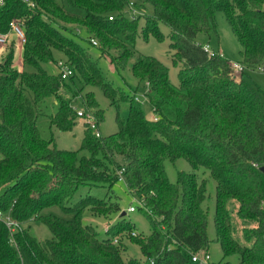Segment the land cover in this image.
<instances>
[{
    "label": "trees",
    "instance_id": "trees-1",
    "mask_svg": "<svg viewBox=\"0 0 264 264\" xmlns=\"http://www.w3.org/2000/svg\"><path fill=\"white\" fill-rule=\"evenodd\" d=\"M30 1L34 7L26 0L0 5V33H8L16 22L26 36L23 70L16 65L15 41L0 61V211L20 226L11 233L0 223V264H23L24 256L30 264H142L123 260L119 236L133 231L125 216L106 230V238L82 221L87 209L95 216L120 213L118 202L91 195L74 202L82 188H112L123 168L153 229L147 238L132 240L145 264H196L193 255L209 253L207 187L198 175L202 168L216 182V241L224 252L223 264H231L225 259L232 256L240 257L238 264H264V101L246 80L264 65V0H141L154 10L143 39L163 42L160 22L170 29L169 50L175 53L173 65L180 67L178 86L171 84L164 63L137 54L138 21L123 14L128 0ZM218 12L241 45V76L235 77L223 55L211 54L197 42L200 33H216ZM80 30L98 41L101 57L111 59L117 69L137 57L133 75L150 84L158 121L147 120L135 98L106 81L98 61L76 40ZM59 54L74 70L70 81L45 68L57 65ZM77 80L83 87H102L112 104L129 105L128 118L117 117L116 133L97 138L85 128L82 150L89 157L57 149L53 140L42 138L37 125L41 105L54 98L57 112L51 127L73 131L79 118L65 93ZM85 101L89 110L98 106L93 93ZM97 119L100 123L104 118ZM179 159L193 172L180 173L174 185L165 162ZM232 202L238 204L241 221L257 223L244 230L247 244L235 238ZM53 207L73 219L45 213ZM35 221L49 228L51 240L40 242L31 234Z\"/></svg>",
    "mask_w": 264,
    "mask_h": 264
},
{
    "label": "rangeland",
    "instance_id": "rangeland-1",
    "mask_svg": "<svg viewBox=\"0 0 264 264\" xmlns=\"http://www.w3.org/2000/svg\"><path fill=\"white\" fill-rule=\"evenodd\" d=\"M130 4H134L132 7L125 8L123 14L129 20L138 21V29L136 33V51L138 55L146 57H153L160 60L169 68L170 82L174 86L179 85V69L180 67L173 65L174 52L169 50L170 44V29L163 23H159L160 32L164 36L163 42L157 40L154 37H150L146 42L143 39V30L146 27V20L148 17L154 15L153 7L143 4L141 0H128ZM138 5H141L140 7ZM136 11L134 16L133 12ZM116 14H114L115 16ZM217 19V31L211 35L200 33L197 37V42L201 46H209L211 51L222 54L231 63L241 62V45L239 44L235 34L233 33L229 22L222 12L216 14ZM79 37L76 40L81 44L83 48L89 51L95 60L98 61L102 74L107 82H109L115 89L126 95L128 98L139 99V103L144 112L145 118L149 121H153L158 113L154 111L150 95L152 91L147 88V82H139L133 75V64L136 61V56L132 57L125 67L114 66V62L111 59L101 57L97 47H92L89 44L90 36L86 31L80 30L79 34H75ZM20 47V49H19ZM10 49V45L6 48H0V61L5 57L6 53ZM16 65L20 70H23L22 65V50L23 47L18 46L16 43ZM64 60L62 54L56 56V61ZM48 73L58 75L59 71L54 64L45 65ZM237 76V75H235ZM241 76V75H238ZM246 80L259 91L264 101V65L255 71H251L246 76ZM70 90L65 93V98L69 99L75 109L80 111H86L85 97L88 93H93L98 106L94 109H88L89 112L95 116V118H104L100 122V131L103 137L110 136L118 131L117 117L126 120L129 116L128 103L122 102L117 105L112 104L111 101L104 95L102 87H83L81 82L75 81L74 84L70 83ZM43 114L38 118V128L41 136L46 141L53 140L54 145L59 150L77 151L81 157H89L90 153L86 150H82L85 128H88V121L85 118L78 116V124L71 132H62L56 128H52L50 124L51 116L57 112V101L54 98L47 99L40 107ZM87 110V111H88ZM123 163V160H119ZM165 169L170 182L174 185L179 183L180 173H192L193 169L191 165L184 159H179L175 162L167 160L165 162ZM198 175L201 180L206 182L207 187V200L204 207L209 212V254L211 256L210 264H223L224 252L221 244L216 241L217 231L215 226L216 215V182L213 180L210 172L204 168L198 171ZM91 195L100 199H107L111 202H118L121 207L120 213L110 214L108 216H95L90 210H85L82 216V221L86 225L93 226L98 232L101 238H106V230L119 222L122 216L126 217V220L130 222L133 227V231L138 234L136 237L131 236V233H122L119 237L120 243H122V256L125 263L129 260H137L138 262L145 264V259L142 256L140 247L132 240L139 238H147L152 233V225L149 221L145 211L140 210V203H144L143 200L138 198L130 189L126 181L117 182L112 188L110 187H94L90 191L88 188H82L78 191L74 202L81 198ZM137 208L135 213H129L131 208ZM229 208L232 212V217L235 225V238L242 244H247L244 236V230L248 228L257 227L255 221L243 222L237 217L238 204L232 202L229 204ZM46 214L53 213L56 216L72 220L73 214H66L60 208L53 207L47 211ZM126 213V214H124ZM163 229V227L161 226ZM31 234L40 242L51 240L53 234L47 226L39 221H35L31 225ZM203 255V253H202ZM225 261L231 264H238L240 262L239 256H232ZM23 264H30L27 257H23Z\"/></svg>",
    "mask_w": 264,
    "mask_h": 264
},
{
    "label": "built area",
    "instance_id": "built-area-1",
    "mask_svg": "<svg viewBox=\"0 0 264 264\" xmlns=\"http://www.w3.org/2000/svg\"><path fill=\"white\" fill-rule=\"evenodd\" d=\"M26 2L29 4L30 7H34L35 4L32 3L30 0H26ZM3 4V0H0V5ZM132 7L134 4H130ZM130 7V6H129ZM134 16L136 15V11L134 10L133 12ZM109 20H113L112 17H109ZM15 41L18 46L23 47V45L26 43V36L25 33L22 29V27L18 23H12L10 31L8 33H0V48H6L8 45H11V43ZM91 44L94 47L98 46V41L91 38ZM20 49V47H19ZM204 49L213 54L214 52L211 51L209 46H204ZM222 55V54H221ZM232 64V69L235 72V75H241L244 72V66L241 63H231ZM59 75L63 81H70L72 76L74 75V70L71 68V66L65 61V60H59L56 65ZM236 77V76H235ZM147 88L150 89V84H146ZM135 100L139 102V99L135 97ZM77 114L80 118H85L88 121V126L93 132V134L97 138H102V134L100 131V123L97 118H95L94 115H92L89 111H80L77 110ZM153 121H158V116L153 119ZM119 182L120 181H126L125 180V169L123 168L122 170L119 171ZM140 206L142 208L145 207L144 203H140ZM129 213H135L137 211V208L133 207L129 210ZM0 223H3L7 226V228L11 231V233L16 232L17 230L20 229L19 224L11 217L10 214L4 213L0 211ZM133 237H136L138 234L136 231H133L131 233ZM116 243H118V240H115ZM192 261L196 264H210L211 262V256L209 253H203V255H193L192 256Z\"/></svg>",
    "mask_w": 264,
    "mask_h": 264
},
{
    "label": "water",
    "instance_id": "water-1",
    "mask_svg": "<svg viewBox=\"0 0 264 264\" xmlns=\"http://www.w3.org/2000/svg\"><path fill=\"white\" fill-rule=\"evenodd\" d=\"M261 170L264 172V167ZM124 214H126V213H124Z\"/></svg>",
    "mask_w": 264,
    "mask_h": 264
}]
</instances>
